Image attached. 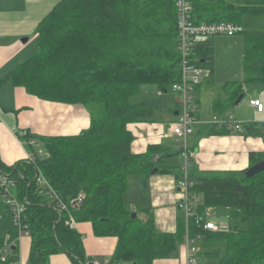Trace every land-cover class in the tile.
Returning <instances> with one entry per match:
<instances>
[{
  "label": "trees",
  "instance_id": "trees-1",
  "mask_svg": "<svg viewBox=\"0 0 264 264\" xmlns=\"http://www.w3.org/2000/svg\"><path fill=\"white\" fill-rule=\"evenodd\" d=\"M190 2L194 23L243 26L242 81L223 84L228 93L225 103L234 104L244 95L243 83L264 82V0ZM36 34V52L7 79L39 99L83 106L90 123L74 135L39 136L26 130L20 139L27 151L36 155L39 145L43 155H36L34 162H0L14 179L12 194L25 201L23 217L30 236L26 264H49L50 256L59 252H65L72 264L90 259L82 234L66 224L68 213H59L41 191L38 173L69 205L76 222H89L97 237L116 238L112 255L103 264H153L171 257L186 236L195 240L197 259L202 255L209 264H264V170L245 175L248 167L264 160V151H250L248 166L241 170L189 175L191 193L201 197L193 202L196 213L227 208L228 229L206 230L181 214L175 230L163 232L157 230L150 208L142 209L140 218L136 208L125 207L130 175L138 177L140 189L147 188L154 168L175 173L177 179L182 175L181 169L164 162L181 154L178 147L149 144L145 151L133 152L134 135L128 127L154 113L145 101H131L142 85L167 92L180 81L175 0H59L40 20ZM213 54L212 36L195 42L193 59L207 67L209 75ZM205 129L207 134L233 132L215 123ZM241 131L264 133V122L245 123ZM78 197L77 207L70 206ZM6 247L9 254L0 264L17 262L18 230L0 192V257Z\"/></svg>",
  "mask_w": 264,
  "mask_h": 264
},
{
  "label": "crops",
  "instance_id": "crops-1",
  "mask_svg": "<svg viewBox=\"0 0 264 264\" xmlns=\"http://www.w3.org/2000/svg\"><path fill=\"white\" fill-rule=\"evenodd\" d=\"M58 1L0 0V162L5 165L27 159L28 151L20 139V135L26 130L39 136L74 135L84 131L90 123L89 115L83 106L39 99L27 93L24 88L14 85L6 77L36 52L38 42L36 27ZM204 68L207 70V75L193 91L195 115L199 123L190 135L189 144L194 148L199 140V146L198 151H195L192 157L188 174H215L244 169L249 163L248 153L264 151V149L251 150L249 148L251 143L244 141L247 138L237 135H241L242 131L206 133L205 125H210L214 118L220 119L231 115L223 109L228 96L223 84L230 79L221 85L223 94H212L208 101V99H204L207 85L203 84L212 83L214 67L211 75H209V69ZM174 94L176 95L175 106L168 110L172 114L170 118L164 117L165 119L160 122V118L154 117L156 116L154 112L149 120L129 124L128 127L134 135L131 144L133 152H143L149 144H162L172 150L178 147L179 143L173 144L170 140L174 136L171 131L172 126L166 131V123H173L176 119L175 111L179 105V96ZM255 98L260 100L258 96H252L249 100ZM217 102L220 103L217 104ZM249 106L255 113L264 112H257L250 103ZM175 141L177 140L175 139ZM178 155L183 164V157L181 154ZM167 159H164L166 164H168ZM172 167L177 170L182 168ZM177 181L175 173L156 171L150 175L147 188L140 189L145 195L146 208L152 210L155 226L159 231L173 232L176 227V219L182 214L177 205L180 195ZM215 210L217 211V208ZM76 230L81 234H86L85 237L82 234V238L87 257L102 264L107 263L114 250L116 238L112 237L105 241L102 237L95 236L89 222H77ZM18 241V263L26 264L30 236L23 235ZM101 254L104 256L102 262L96 258ZM185 256L186 248L183 242L177 246L171 257L156 259L153 264H184Z\"/></svg>",
  "mask_w": 264,
  "mask_h": 264
},
{
  "label": "built area",
  "instance_id": "built-area-1",
  "mask_svg": "<svg viewBox=\"0 0 264 264\" xmlns=\"http://www.w3.org/2000/svg\"><path fill=\"white\" fill-rule=\"evenodd\" d=\"M176 8V25H177V51L180 58L181 78L179 82H176L170 86V90L178 94V109L176 119L172 124V134L175 139H180L178 148L181 150V156L183 157V166L181 168V177L177 181L179 187V199L178 208L181 210L182 215L187 221L194 218L197 225H201L206 230H221L228 229L229 225H222L212 220L210 217L215 214L216 208H206L200 214H197L193 206V202L197 198V195L191 193V187L193 181L190 180L188 169L190 167L189 161L193 157V152L189 148L188 137L193 133L195 127L198 125L199 120L195 115V108L193 104V91L203 81L207 75V70L198 65L193 59V49L195 42L203 40L211 36L218 34L234 35L243 31V26L232 22H217V23H194L192 20V5L190 0H175ZM161 92V90H159ZM257 112L264 111L263 103L255 98L249 100ZM212 123L217 125H226L229 129L234 131L242 130V123L232 115H226L224 118H214ZM25 133V132H24ZM31 144L34 141L30 142ZM37 154L43 155L42 148L36 146ZM35 154H27V159L30 162H34L36 158ZM37 182L41 187V191L55 204L59 213L67 212L68 218L66 224L71 229L77 228V222L74 217L69 213V205L62 201L57 193L51 188L47 180L41 173L37 175ZM14 186V179L9 176L0 168V192L4 201L9 205L11 211V220L13 225L18 230V239L23 235H29V231L26 223L24 222V209L25 201H19L11 192ZM81 202L80 197L70 201V206L77 207ZM198 239L199 236H196ZM186 256L184 264H196L198 247L195 240L186 236L185 237ZM9 254L8 247L3 249V253L0 257L1 261H6ZM11 264H19L12 262ZM85 264H102L94 259H88Z\"/></svg>",
  "mask_w": 264,
  "mask_h": 264
},
{
  "label": "rangeland",
  "instance_id": "rangeland-1",
  "mask_svg": "<svg viewBox=\"0 0 264 264\" xmlns=\"http://www.w3.org/2000/svg\"><path fill=\"white\" fill-rule=\"evenodd\" d=\"M255 29L257 27L252 26ZM213 44H214V54L213 59L211 61L214 67V75L212 79V83H204L203 85H207L206 95H204V99L210 100L212 94H223L221 85L226 80H237L242 81V50H243V42L241 33H237L234 35H224L218 34L212 36ZM245 93L243 95L242 100L235 104H226L223 108L226 112L235 116L237 120H239L242 125L249 122H264V112L263 113H255L252 108H250L248 100L252 96H258L261 102L264 105V82H245L243 83ZM175 97L176 95L168 90L167 92H160L159 89L153 84H145L140 88V93L131 98L132 102H140L145 101L148 106H151L154 109L156 116L160 118L159 121L162 122L166 118H170L172 114L168 111L169 109L175 106ZM85 109V108H84ZM86 110V109H85ZM87 111V110H86ZM88 113V112H87ZM227 113V114H228ZM173 123H166V131L172 126ZM164 125V124H163ZM245 133V134H244ZM237 134L239 136L247 138V143H251V150H259L264 149V133L261 134H253L249 135L246 132ZM191 136L188 137V144ZM173 144L179 143L180 139L175 141V136L170 139ZM262 143V144H259ZM246 144V143H245ZM190 145V144H189ZM199 140L196 147L192 150L193 155L195 151H198ZM175 147V145H174ZM167 163L171 166L182 167V159L178 154L168 157ZM124 204L127 209L136 208L137 215L142 218L144 217V213L142 209L147 207V202L145 199V195L143 191L140 190L138 186V177L136 175H130L127 181V190L124 193ZM197 203L201 201V197L198 196L195 200ZM212 220H215L217 223L222 225H228L229 217H228V209L227 208H217V211L214 215L210 217ZM85 237L86 234L82 233ZM27 237V236H24ZM107 241L108 239H112V236L102 237ZM27 239V238H26ZM99 239V238H97ZM101 239V238H100ZM25 241V239H24ZM84 243V242H83ZM99 261H103L104 256L101 254L98 257ZM210 260L205 259L202 255L201 258L197 261L196 264H209ZM49 264H72L68 255L65 252H59L50 256Z\"/></svg>",
  "mask_w": 264,
  "mask_h": 264
},
{
  "label": "water",
  "instance_id": "water-1",
  "mask_svg": "<svg viewBox=\"0 0 264 264\" xmlns=\"http://www.w3.org/2000/svg\"><path fill=\"white\" fill-rule=\"evenodd\" d=\"M242 96L243 94L239 95V97L235 101V104L241 100ZM175 114H177V111H175ZM263 170H264V160H259L245 170V175L249 177ZM156 171L157 169L154 168L152 170V173ZM134 216H135V213H132V217ZM11 248H13V246Z\"/></svg>",
  "mask_w": 264,
  "mask_h": 264
}]
</instances>
